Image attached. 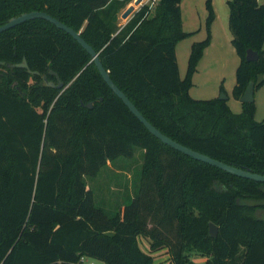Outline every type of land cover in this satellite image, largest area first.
<instances>
[{
    "label": "trees",
    "instance_id": "1",
    "mask_svg": "<svg viewBox=\"0 0 264 264\" xmlns=\"http://www.w3.org/2000/svg\"><path fill=\"white\" fill-rule=\"evenodd\" d=\"M132 1L0 0V26L22 14L47 13L80 34L113 83L163 135L264 176V122L255 121L254 103L233 115L226 101L189 96L211 40L210 0L209 35L192 46L184 79L175 53L190 36L182 30L181 0H158L152 14L143 7L121 28L118 14ZM227 5L239 58L233 96L240 101L249 83L255 91L264 87V4ZM248 50L257 62L246 61ZM24 59L31 73L0 66V264H78L82 258L154 264L139 237L150 241L151 253L166 249L171 264H195L194 256L205 264H264V218L257 216L263 184L162 144L107 87L87 52L50 23L33 20L0 34V62ZM49 71L64 89L44 83L47 77L57 85ZM136 149L143 150V165L135 193L110 216L96 206L85 179L132 159Z\"/></svg>",
    "mask_w": 264,
    "mask_h": 264
},
{
    "label": "rangeland",
    "instance_id": "2",
    "mask_svg": "<svg viewBox=\"0 0 264 264\" xmlns=\"http://www.w3.org/2000/svg\"><path fill=\"white\" fill-rule=\"evenodd\" d=\"M207 1L208 0L183 1L182 30L187 34H190V36L180 41L176 46L177 64L181 79H184L186 75L192 46L205 41L209 35L206 26V20L208 17L206 7ZM135 2L136 1L133 0L127 7L119 12V27L123 28L130 22V18L123 20L121 16L127 8ZM219 2H221V0H215V9H213L214 14H217V16L219 15L215 29H213L214 33L210 29V44L205 49L203 56L198 63L197 72L193 76V87L189 91V96L192 99L199 101L212 99L220 100L223 96H225L227 98L225 101L231 113L233 115H241L244 110L243 104L236 100L233 96V89L236 85V70L239 66V58L231 45L232 35L228 29L229 17H223V3L219 6ZM223 26L224 30H226L225 34L228 32V38L225 37L226 35L223 36L222 34ZM221 87L224 90L223 92H221ZM254 105L256 108V102H254ZM263 115L264 99L263 104L261 103L259 105L257 118L255 119L254 116L255 121L257 122L258 119H262L261 117ZM263 121L264 120L260 122ZM142 165L143 150L136 149L135 155L132 159H122L116 161L115 163H109L107 167L101 170L97 178L93 180L86 178L87 187L94 194L96 206L104 210L110 216L115 215L120 209L127 206L135 193V184L138 183ZM257 216L264 218V212L258 213ZM138 243L140 249L144 253L150 254L153 257L154 264H171L169 254L166 249H160L159 251L151 253L150 241L147 238L139 237ZM192 260L195 264H205V259L197 256H194ZM84 264L103 263L87 258V261Z\"/></svg>",
    "mask_w": 264,
    "mask_h": 264
},
{
    "label": "water",
    "instance_id": "3",
    "mask_svg": "<svg viewBox=\"0 0 264 264\" xmlns=\"http://www.w3.org/2000/svg\"><path fill=\"white\" fill-rule=\"evenodd\" d=\"M141 0H136V2L131 5L130 7L127 8V10L122 14L121 18L123 20H127L130 18L133 13L135 12V9L140 6ZM33 20H44L51 25L55 26L58 30H61L68 34L73 40H75L79 46L83 50L87 52V54L91 58V62L97 69L100 77L102 78L103 82L107 85V87L113 92V94L122 101L124 106L129 110V112L145 127V129L157 140H159L162 144L165 146L173 149L176 152H179L197 162H201L204 164H207L211 167H214L218 170H221L223 172H226L232 176L246 179L249 181H253L259 184L264 185V176H261L259 174L252 173L250 171L242 170V169H237L232 166H228L220 161H217L215 159H212L208 156H205L203 154H200L198 152H195L179 143L176 141H173L172 139L168 138L167 136L163 135L159 130H157L154 126H152L142 115L141 113L137 110V108L131 103V101L125 96L123 92L113 83V81L110 78L109 73L105 70L103 67L102 62L100 61L99 54L89 46L85 40L80 36L79 33L75 32L73 29L67 27L63 23L59 22L55 18L51 17L47 13L44 12H31V13H26L22 14L16 18L10 19L8 22H6L4 25L0 26V34L9 31L11 29H14L22 24H25L29 21ZM258 54L256 52H253L252 50H248L246 54V61L249 63H255L258 61ZM0 66H5L8 69H25L28 71V73H31L28 70V65L26 60L24 59L21 64L18 65H10V64H5L3 62H0ZM34 75H38L37 72L33 73ZM49 74L51 76H54L57 80V85H54L53 83L49 82L47 80V77H43L44 83L51 88H55L57 90H62L64 89V84L60 81V78L58 77L57 74H55L52 71H49ZM16 84L14 83L12 87H14ZM18 91L20 92V89L18 88ZM254 92H255V85L254 83H249L247 88L245 89V92L240 100L242 104H252L254 103ZM227 98L223 96L220 100L225 101ZM84 106V105H82ZM85 108L91 109L92 105L88 104L84 106ZM209 235L211 238H216L217 236V227L213 224L209 225Z\"/></svg>",
    "mask_w": 264,
    "mask_h": 264
},
{
    "label": "crops",
    "instance_id": "4",
    "mask_svg": "<svg viewBox=\"0 0 264 264\" xmlns=\"http://www.w3.org/2000/svg\"><path fill=\"white\" fill-rule=\"evenodd\" d=\"M183 1L184 0H181V5H180V8H181V21H182V27H183V12H182V4H183ZM211 1V4H212V6H213V9H215V0H210ZM228 1H230V0H221V2H219L218 4H219V6L220 5H222V3H223V11H222V15H223V17H226V18H228L229 17V9H228V6H227V3H228ZM258 4H260V5H263L264 4V0H258ZM130 7V6H129ZM142 8L140 7V6H138L136 9H135V12L133 13V15L130 17V20L134 17V15L135 14H137L140 10H141ZM153 13V11L150 13V14H152ZM216 15V19H215V21H214V23H213V25H212V27H211V31L214 33V31H213V29H215V26H216V23H217V20H218V16H217V14H215ZM226 29V28H225ZM229 29V28H228ZM225 31L226 30H224V26H223V36L224 35H226L225 37H229V35H228V32H226V34H225ZM212 39H213V37H212ZM212 44V43H211ZM178 45V44H177ZM263 50H264V45H263ZM175 53H176V49H175ZM176 59H177V56H176ZM178 69H179V67H178ZM263 99H264V87L263 88H261V89H258V90H256L255 92H254V102H256V113H255V119L257 118V115H258V109H259V105L262 103L263 104ZM262 119H258L257 120V122H260V121H262V120H264V115L261 117ZM264 122V121H263Z\"/></svg>",
    "mask_w": 264,
    "mask_h": 264
},
{
    "label": "built area",
    "instance_id": "5",
    "mask_svg": "<svg viewBox=\"0 0 264 264\" xmlns=\"http://www.w3.org/2000/svg\"><path fill=\"white\" fill-rule=\"evenodd\" d=\"M134 1H136V0H134ZM157 2H158V0H141L140 7L141 8L148 7V13L147 14H150L154 10ZM86 261H87V258H82L78 264H84Z\"/></svg>",
    "mask_w": 264,
    "mask_h": 264
},
{
    "label": "flooded vegetation",
    "instance_id": "6",
    "mask_svg": "<svg viewBox=\"0 0 264 264\" xmlns=\"http://www.w3.org/2000/svg\"><path fill=\"white\" fill-rule=\"evenodd\" d=\"M263 205H264V203H263ZM260 212H264V209L259 210V213H260Z\"/></svg>",
    "mask_w": 264,
    "mask_h": 264
}]
</instances>
